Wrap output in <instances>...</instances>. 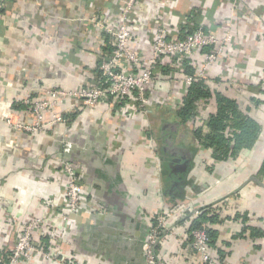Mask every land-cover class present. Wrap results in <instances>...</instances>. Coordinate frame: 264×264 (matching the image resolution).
<instances>
[{
    "label": "crops",
    "instance_id": "0c3cea01",
    "mask_svg": "<svg viewBox=\"0 0 264 264\" xmlns=\"http://www.w3.org/2000/svg\"><path fill=\"white\" fill-rule=\"evenodd\" d=\"M123 1L0 0V101L21 103L18 110L30 120L24 97L42 96L46 88L97 85L99 53L113 48L105 27L116 23ZM169 1L137 4L130 14L137 23L132 47L149 56L160 27L173 37L195 25L218 36L229 32L226 52L204 78L260 122L259 141L223 161L214 160L210 149L189 151L192 134L180 133L192 132L193 123L180 126L176 111L187 91L184 77L192 75L188 65L196 62L191 58L156 66L146 112L132 99L113 105L107 98L91 108L66 100L56 108L68 116L66 122L37 135L15 130L0 117V255L11 253L21 224L37 215L44 221L35 228V241L52 257L33 264H146L150 222L143 206H152L147 190L156 181L167 193L166 204H190L166 216L159 264H204L189 231L204 206L216 214L207 225L216 235L211 249L221 264L264 261V0ZM93 16L97 22L88 20ZM199 105V116H207L216 100ZM60 161L77 166L89 193L67 223L56 218L67 182Z\"/></svg>",
    "mask_w": 264,
    "mask_h": 264
},
{
    "label": "built area",
    "instance_id": "2783aa9c",
    "mask_svg": "<svg viewBox=\"0 0 264 264\" xmlns=\"http://www.w3.org/2000/svg\"><path fill=\"white\" fill-rule=\"evenodd\" d=\"M140 1L124 0L116 23L113 26L105 27L113 42L111 50H101L98 56V68L102 78L100 81H103L105 86H82L79 89L71 90L59 87L46 88L42 90L44 96L29 97L22 100L27 107L24 111L27 112L28 110L30 120H26L25 116L21 115L20 111L14 107V101H0V117L5 124L27 134L45 132L53 124L66 122L63 116L57 114L56 108L62 102L72 99L81 100L87 108L97 106L107 98L113 99V105L121 103L122 100L132 99L136 108L146 112L152 103L151 97L147 94V88L155 82L156 66L163 61L173 62L182 59L189 60L190 58L196 60L192 64L195 74L184 77L187 87L192 82L206 77L212 66L226 52L232 35L228 32L223 36H218L206 32L203 27H199L185 36L173 37L166 28L160 27L155 32L151 42L150 55H144L131 45L133 30L137 27V23L130 14ZM160 3L167 5L170 1L160 0ZM88 20L97 22L94 16ZM210 47L215 49L203 54L205 49ZM197 55H203V58L201 60L195 59L194 57ZM27 121L31 122L28 123ZM57 167L66 175L67 182L64 190L65 203L58 205L59 209L57 210L59 212L56 218L58 221L67 223L71 219V215L80 211L89 193H87L85 185L79 181L78 168L75 164L60 161ZM151 183L155 191L150 190L152 189L150 188ZM150 184L147 194L152 198V206L146 204V208L145 205L143 206L144 214L150 222V229L144 243V258L146 264H159L157 246L164 236L163 233L166 232L168 225L166 216H171L173 212L176 213L177 207H181L179 208L181 212L186 208L189 209L190 204H179L180 206L166 204L161 187H156V181L150 182ZM90 211H96L95 206H92ZM199 212L196 210L195 215ZM43 221L44 219L37 215L25 219L21 224L20 234L8 256V260L5 261L4 255H0V264H33L41 258H51V254L47 253L35 241V228ZM207 229L208 225L204 223L202 228L191 231L192 247L204 264H221L212 254L211 240Z\"/></svg>",
    "mask_w": 264,
    "mask_h": 264
},
{
    "label": "trees",
    "instance_id": "16d2710c",
    "mask_svg": "<svg viewBox=\"0 0 264 264\" xmlns=\"http://www.w3.org/2000/svg\"><path fill=\"white\" fill-rule=\"evenodd\" d=\"M198 28V25L191 29L188 28L187 34ZM184 61L186 62L187 59ZM188 68L194 75L195 69L191 65H188ZM96 71L97 85L105 86L106 84L100 81L102 80L101 71L99 68ZM216 89H211L206 84L205 78L192 82L187 87L182 105L176 111V120L180 126H190L193 123L191 134L194 141L192 145L188 146L192 154L197 152L198 147L204 150L210 149L211 157L214 160L223 161L236 158L246 149H252L260 139L262 125L253 116L245 113L236 99L228 97L220 89ZM212 97L216 100V109L209 112L207 116L200 117L199 104L210 102ZM14 103V107L17 109L23 107L21 103ZM64 117L68 116L64 115ZM69 117L73 119L75 115ZM262 171L264 172V165ZM163 194L165 195L164 191ZM199 211V214L192 219L190 233L193 229L202 228L204 223L215 220L216 214L211 215L210 206H204ZM207 232L210 236V244H212L216 235L210 228L207 229ZM8 256L9 254L4 255L5 261L8 260Z\"/></svg>",
    "mask_w": 264,
    "mask_h": 264
},
{
    "label": "rangeland",
    "instance_id": "374dc122",
    "mask_svg": "<svg viewBox=\"0 0 264 264\" xmlns=\"http://www.w3.org/2000/svg\"><path fill=\"white\" fill-rule=\"evenodd\" d=\"M41 95L42 96H44V93L43 92H41ZM24 98H29L28 96H26V97H24ZM26 118V120H27V117H25ZM28 123H30L31 121H27ZM46 132V131H45ZM181 132H183V133H180L181 135L180 136H183V137H188L189 135H190V131H186V132H184V131H181ZM42 133H44V132H40V133H37V134H42ZM37 134H34V135H37ZM179 136V137H180Z\"/></svg>",
    "mask_w": 264,
    "mask_h": 264
},
{
    "label": "water",
    "instance_id": "95a60500",
    "mask_svg": "<svg viewBox=\"0 0 264 264\" xmlns=\"http://www.w3.org/2000/svg\"><path fill=\"white\" fill-rule=\"evenodd\" d=\"M177 161H179V160H177ZM262 185H264L263 183H261Z\"/></svg>",
    "mask_w": 264,
    "mask_h": 264
}]
</instances>
